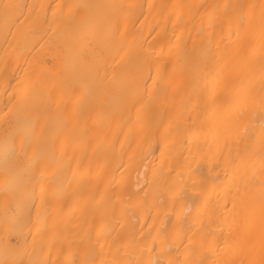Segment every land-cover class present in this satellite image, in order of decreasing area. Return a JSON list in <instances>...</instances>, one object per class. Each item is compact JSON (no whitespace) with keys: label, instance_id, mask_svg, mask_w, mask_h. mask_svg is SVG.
<instances>
[{"label":"bare ground","instance_id":"obj_1","mask_svg":"<svg viewBox=\"0 0 264 264\" xmlns=\"http://www.w3.org/2000/svg\"><path fill=\"white\" fill-rule=\"evenodd\" d=\"M263 243L264 0H0V264Z\"/></svg>","mask_w":264,"mask_h":264},{"label":"rangeland","instance_id":"obj_2","mask_svg":"<svg viewBox=\"0 0 264 264\" xmlns=\"http://www.w3.org/2000/svg\"><path fill=\"white\" fill-rule=\"evenodd\" d=\"M257 198H258V199H257ZM257 198H256V201H259V200H260L259 202H260V205H261V203H262V202H261V201H262L261 199H262V198H261V197H260V199H259V197H257ZM259 202H256V203L259 204ZM260 205H259V206H260ZM262 206H263V204H262ZM263 245H264V243H263ZM263 248H264V247H262V249H263ZM263 250H264V249H263ZM259 252H260V254H259ZM259 252H256V254H257L256 256L254 255L255 253L252 254V255L255 256V257L252 256V257H254V261H255V259L257 260V261L255 262V264H259V263H258V259H260V258H262V257L264 256V255H263L264 253L262 254L261 251H259ZM261 255H262V257H260ZM252 259H253V258H252ZM260 260H261V259H260ZM261 261H262V260H261ZM261 261H260V263H263V262H261ZM263 264H264V263H263Z\"/></svg>","mask_w":264,"mask_h":264}]
</instances>
